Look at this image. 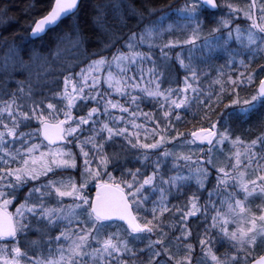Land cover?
Returning a JSON list of instances; mask_svg holds the SVG:
<instances>
[{
  "label": "snow or ice",
  "instance_id": "obj_1",
  "mask_svg": "<svg viewBox=\"0 0 264 264\" xmlns=\"http://www.w3.org/2000/svg\"><path fill=\"white\" fill-rule=\"evenodd\" d=\"M151 2L130 6L138 31L123 19L109 26L95 55L15 90L0 84V264H264V0ZM78 3L52 0L31 35L55 31ZM106 9L97 3V24ZM11 10L10 0H0V25L15 19ZM168 12L175 24L156 22L173 19ZM66 43L82 49L86 39L65 34L54 50L23 55L48 63ZM198 43L230 53L209 85L219 92L201 87L209 73L192 63ZM160 61L174 71L158 72ZM237 62L243 71H223ZM225 94L224 108L235 107L227 116L254 119L252 127L233 128L217 112ZM145 100L156 112L140 110ZM194 106L193 119L207 127L180 131L181 110ZM117 141L119 150L108 151ZM257 193L261 203L252 207Z\"/></svg>",
  "mask_w": 264,
  "mask_h": 264
},
{
  "label": "trees",
  "instance_id": "obj_2",
  "mask_svg": "<svg viewBox=\"0 0 264 264\" xmlns=\"http://www.w3.org/2000/svg\"><path fill=\"white\" fill-rule=\"evenodd\" d=\"M111 1L113 0H81L78 10L71 16L64 18L58 24V26H56L55 31L49 30L43 37L33 40L29 36L31 25L35 22L36 19L45 15L47 11L50 10L52 0H38V5L30 12H26L25 7L28 4L32 3L33 0H10L12 4V10L8 13V16L15 17V19H12L9 22L8 26L0 25V45H2L5 41L10 43L17 42V44L23 45L24 48L20 52V57L23 59L24 63H27V65H29L32 62L29 63L28 56L23 55L25 52L31 51V49L33 48L41 49L44 51L54 50L58 37L64 36L65 34L74 36L79 33L86 39V43L82 49L78 48L70 53L76 55V53L79 52L80 54L76 59L77 60L85 59L89 54L95 55L99 50H101V47L104 46V44L107 42V37L104 35V33L108 31L109 26H112L113 28L119 27L120 21L122 19L127 21L129 27L131 26L132 29H133L132 26L135 25L133 18L135 16L126 13L127 12L125 10L126 7H124L123 4L120 6V9L118 10V14L117 12H115L116 9L115 10L113 9L114 7L107 6L106 11L104 12V15L106 17V22L102 24H97L95 19L97 3L99 2L105 5L107 2H111ZM145 2L146 0H129L127 4L129 6H135L139 8ZM169 2L170 0H152L151 6L159 7L161 4H165ZM102 25L106 30L102 29ZM4 27H7V31H3ZM129 27H123L121 30L123 31L124 29H126L125 32H127L129 31ZM83 49H86V51H84ZM60 55H62V53ZM229 55L230 53L227 51H222L220 53H217L214 56V58H212L211 60L213 61L212 63L213 67L211 73L217 72L216 68H218V66H222V64L226 61L225 59H227ZM2 56L3 55L0 54V60ZM70 57H71L70 55L66 56L64 54L62 56H59L58 59L50 58L48 63L46 64L38 63V66H35L34 69L32 68V70L30 71H28L27 69L24 70L19 68L18 69L13 68L10 70L9 73L5 72L6 73L5 76L2 75L0 76V84L4 85L9 90H15L18 82L20 81H27L31 79L35 83L39 80H43L48 76H50L51 74L58 72L61 66L73 63L72 61L68 60ZM261 62L262 61H260V63ZM31 66L33 65L31 64ZM43 66L45 67L43 68ZM42 68L43 71L40 70ZM33 71H35L36 77L31 75ZM6 78L8 83L6 81L5 84L4 79L6 80ZM218 85L219 84L214 85L213 87H217ZM218 87H220V85ZM116 99H119V97H116ZM141 105L143 106V109L145 111L155 108L154 106H150V105L148 106L147 104L144 105V103H142ZM220 105L218 106L214 105V107L217 108V112L221 113L220 111H222V113H226L225 109L222 110V107H220ZM234 108L230 109V111L235 110ZM196 110L197 109L195 108V106L193 107L192 110H186V109L183 110L182 116L184 117V119L178 124V129L180 131L191 132L192 130L194 131L195 129L201 126L207 127L206 124L201 125L198 119L195 120L193 119L191 113L192 111H196ZM227 118L229 119L231 127L242 130H246L252 127L255 123L254 119H250L248 122H243L241 119H238L237 117L232 118L228 116ZM213 119H215V117H213ZM239 134L240 133L238 132L237 135ZM118 150H119V145L117 144H115V146H113V144H110L108 147V151L110 152L118 151ZM134 166H139V165L138 164L129 165V167H134ZM167 220H171V219L169 218ZM35 237L38 238L37 235H35Z\"/></svg>",
  "mask_w": 264,
  "mask_h": 264
},
{
  "label": "rangeland",
  "instance_id": "obj_3",
  "mask_svg": "<svg viewBox=\"0 0 264 264\" xmlns=\"http://www.w3.org/2000/svg\"><path fill=\"white\" fill-rule=\"evenodd\" d=\"M111 2H113L114 3V1H111ZM111 2H107L105 5L106 6H109V3H111ZM116 2H117V0H115V3H114V7L115 8H113L114 10H115V12H117V14H118V10L120 9V4H123L124 5V7H126V13H128V14H130L131 15V10H130V6L127 4V3H123V2H121L118 6L116 5ZM233 2L234 3H245L246 2V0H233ZM178 3L179 4H183V0H179L178 1ZM167 11V10H166ZM119 14H120V12H119ZM121 17V16H120ZM168 17H173V19H168L167 17H165V18H163L162 20H157L156 22L157 23H162L163 25H164V27H167V25L168 24H175V14L173 13V12H168ZM134 18V23H135V25H136V27H133V29L132 30H134V31H138L139 30V27H140V25H137V20H138V18L137 17H133ZM242 18V17H241ZM151 19H156L155 17H153V18H151ZM1 26H3V25H1ZM131 27V26H130ZM102 29H105L104 27H103V25H102ZM106 30V29H105ZM126 31V29H124L122 32L123 33H127V32H125ZM171 38V37H170ZM5 45V46H4ZM2 46H3V48H1L0 50L2 51L3 50V52H4V54H2L3 56L1 57V60H0V76L2 75V76H5L6 75V73L5 72H7V73H9L10 72V70L11 69H15V68H19V69H27L28 71H30V70H32V68L34 69V67L35 66H38V63H41V64H46V63H44L43 61H37V60H33L32 61V65L33 66H31V64H29V65H27V63H23V64H21V63H19V59L21 58L20 57V54L19 53H17V52H15V49L12 47V43H10V42H4L3 44H2ZM103 47V46H102ZM102 47H101V49H102ZM237 47V44L235 43V42H233L232 43V48H236ZM76 48H73L72 47V45H71V43H66V45L64 46V48L61 50V52H60V54L62 53V55H66V56H71L68 60H70V61H72V62H75V61H77V59L76 58H78V56H79V52L78 53H76V55L75 54H73V53H70V52H72V51H74ZM114 51H115V49H114ZM222 51H224V50H222V49H220V48H214V49H212V50H210V49H208V48H206V47H204L203 46V44H200V43H198V46H197V48H195V49H193L192 50V53H191V59H192V63H193V65L194 66H196V67H198L202 72H206V73H209V76H208V78L207 79H204L203 77L201 78L202 79V84H201V87L204 89V91L205 92H213V91H215V92H219L220 91V87H213L214 85H212V87H210L209 85H210V83H211V81L212 80H214V79H216V77H217V72H214V73H211V71H212V67H213V61H211L212 60V58H214V56L217 54V53H220V52H222ZM59 54V56H62V55H60ZM105 55H107V52L105 53ZM184 55H185V57H188L189 56V53H188V50H187V46H185V49H184ZM230 56V55H229ZM229 56H228V58L227 59H225L226 61H228V59H229ZM94 58H97V57H94ZM240 59V57H237L236 58V60L238 61ZM79 60V59H78ZM226 61L222 64V65H225V63H226ZM187 62V61H186ZM260 62V61H259ZM261 63H264V61H262ZM84 66H86L85 64H81L80 65V67H84ZM45 66H43V68H44ZM149 67H151V65H149ZM253 67H255V64L253 65ZM43 68L42 69H40L41 71H43ZM220 68V66H218V68H216V69H219ZM77 71L79 70L78 68L76 69ZM232 71V72H235V73H239V72H241V71H243V68H241L240 66H239V64H238V62L237 63H235V66L232 68V69H229V68H227V67H225L224 69H223V71L224 72H229V71ZM157 71L158 72H163V73H165V74H167L169 71H174V69H170V68H168V67H166L165 65H164V63L162 62V61H160V62H158V66H157ZM105 75H107V73H104ZM32 76H35L36 77V75H35V71H33V73L31 74ZM114 75H115V73H114ZM182 77H183V70H181V79H182ZM6 81H7V78H6V80L4 79V82H5V84H6ZM7 83H8V81H7ZM217 85V84H216ZM175 85H173V87H174ZM105 87H106V85H105ZM7 88V87H6ZM190 95H191V93H190ZM248 95V93L246 92V91H241L240 92V98L241 99H244L246 96ZM233 98H235V97H233ZM213 99H215V96H213ZM144 105L145 104H147L148 106L150 105V106H154V103L152 102V101H148V100H145L144 102ZM229 103V100L227 99V94H225V97L223 98V102L221 103V105H220V107H222V110H224L225 108H224V105H226V104H228ZM142 104V103H141ZM215 106H217V105H215ZM140 110L141 111H143V112H155V110H156V108H153V109H149V110H147V111H145L144 109H143V106L142 105H140ZM225 111H226V109H225ZM220 112H222V111H220ZM182 113H183V110H181V115H182ZM229 117H232V118H235L236 116H229ZM137 123H145L142 119H138L137 120ZM149 127H151L152 125H148ZM177 127H178V125H177ZM198 129V128H197ZM24 130H27V129H24ZM193 131V130H192ZM185 132V131H184ZM117 145H119V141H117V143H116ZM113 146H115V144L113 145ZM207 146L205 145V148H206ZM217 147H219V146H217ZM78 150V149H77ZM194 159H195V157H193ZM171 167V164L170 163H167L166 164V168H170ZM170 174H174V173H170ZM116 176H117V179H119L120 177H119V173L117 174L116 173ZM104 179L105 180H107L108 178L107 177H104ZM191 183L193 184V186L195 187V180H193V181H191ZM194 187H193V189H194ZM94 188H95V184H91L90 185V187H89V190H90V194L92 195V196H94ZM153 198H155V197H153ZM180 199H181V197H180ZM179 202V201H178ZM261 203V200H260V198H259V194L257 193L256 194V197L255 198H252L251 199V203H250V206H252V207H255V205H257V204H260ZM9 209L12 211V212H15V208L14 207H9ZM172 221V220H171ZM195 225H196V220H195V218H192V220H191V223H190V227H192L193 229H195ZM111 231H115L116 229L115 228H112V229H110ZM169 229L168 228H166V230L165 231H168ZM31 235H34L35 236V234H30L29 235V239L30 240H32L30 237H31ZM35 239H38V238H36V237H34ZM33 238V239H34ZM153 239H155L156 237H152ZM148 241H147V239L145 238V239H143V240H141V241H137L136 242V247L137 248H142V247H144V245L147 243ZM224 249H221V252L223 251ZM197 252H199V249L197 248ZM42 253H41V251L40 250H38V252H37V255H41ZM47 254V250L46 249H44L43 250V255H46ZM29 255H32V252L31 251H29ZM51 258H58V254L57 255H54L53 257H51Z\"/></svg>",
  "mask_w": 264,
  "mask_h": 264
},
{
  "label": "bare ground",
  "instance_id": "obj_4",
  "mask_svg": "<svg viewBox=\"0 0 264 264\" xmlns=\"http://www.w3.org/2000/svg\"><path fill=\"white\" fill-rule=\"evenodd\" d=\"M114 1V3H115V0H113ZM128 1L129 0H117V2H116V5L118 6L121 2H123V3H128ZM114 3L113 2H111V3H109V6L110 7H114L115 5H114ZM122 4H120V6H121ZM115 8V7H114ZM3 26H5V25H3ZM8 26V25H7ZM31 31V30H30ZM29 36H30V32H29ZM6 42V41H5ZM12 47L15 49V52H17V53H19L20 54V52L23 50V48H24V46L23 45H21V44H17V42H12ZM5 46V45H4ZM1 48H3V46L2 45H0V49ZM0 54H4V52H3V50L1 51L0 50ZM235 109V108H234ZM230 111V109H226V113H224V115L226 116V117H228L227 116V114H228V112ZM221 159H223V157H220ZM183 199V197H181V200ZM178 201L179 200H177V199H175V198H173V203H178ZM9 212H12L9 208L7 209ZM165 223L166 224H171L172 223V221L171 220H165ZM35 236L34 235H31V239H33ZM37 238V237H36ZM35 239V238H34ZM37 252H38V250H37Z\"/></svg>",
  "mask_w": 264,
  "mask_h": 264
},
{
  "label": "water",
  "instance_id": "obj_5",
  "mask_svg": "<svg viewBox=\"0 0 264 264\" xmlns=\"http://www.w3.org/2000/svg\"><path fill=\"white\" fill-rule=\"evenodd\" d=\"M80 2H81V0H79L78 6H77L76 9L71 10V11H69V12H67V13H64V14L60 17V22H61L64 18H66V17L70 16L71 14L75 13V12L78 10V8H79ZM40 18H41V17H40ZM38 19H39V18H38ZM60 22H59V23H60ZM59 23H58V24H59ZM33 26H34V25H33ZM49 30H50V28H49V29H46L44 33H41V34H40V37H43V36H44ZM30 36H31L32 39H37V37H33V36L31 35V31H30ZM197 130H198V129H197ZM197 130H195V131H197Z\"/></svg>",
  "mask_w": 264,
  "mask_h": 264
}]
</instances>
